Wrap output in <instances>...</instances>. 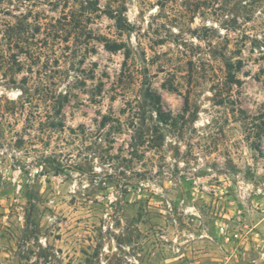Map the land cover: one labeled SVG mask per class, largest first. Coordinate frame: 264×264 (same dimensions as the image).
I'll return each instance as SVG.
<instances>
[{"label":"rangeland","instance_id":"obj_1","mask_svg":"<svg viewBox=\"0 0 264 264\" xmlns=\"http://www.w3.org/2000/svg\"><path fill=\"white\" fill-rule=\"evenodd\" d=\"M0 264H264V0H0Z\"/></svg>","mask_w":264,"mask_h":264},{"label":"trees","instance_id":"obj_2","mask_svg":"<svg viewBox=\"0 0 264 264\" xmlns=\"http://www.w3.org/2000/svg\"><path fill=\"white\" fill-rule=\"evenodd\" d=\"M115 47V49L114 50H118L119 48V46H114ZM128 54H126L125 55V58H128ZM238 64H240V62H238ZM231 80V83H234V84H239L240 83V81L239 80H235L234 78H230ZM147 98L153 103V104H155V106H156V108H157V111H160L161 110V106H160V104H161V99H160V97L159 96H157V95H154V94H151V93H147ZM253 150H255V151H257V152H260L261 153V148H260V146H254L253 147Z\"/></svg>","mask_w":264,"mask_h":264}]
</instances>
